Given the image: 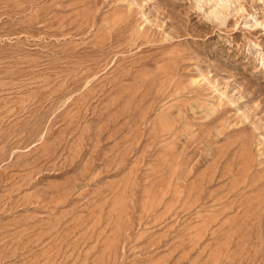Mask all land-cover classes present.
Returning a JSON list of instances; mask_svg holds the SVG:
<instances>
[{
    "label": "rangeland",
    "instance_id": "1",
    "mask_svg": "<svg viewBox=\"0 0 264 264\" xmlns=\"http://www.w3.org/2000/svg\"><path fill=\"white\" fill-rule=\"evenodd\" d=\"M0 264H264V0H0Z\"/></svg>",
    "mask_w": 264,
    "mask_h": 264
}]
</instances>
